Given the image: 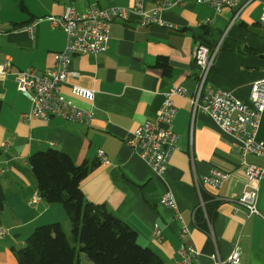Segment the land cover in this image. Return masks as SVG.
<instances>
[{
  "label": "crops",
  "instance_id": "1",
  "mask_svg": "<svg viewBox=\"0 0 264 264\" xmlns=\"http://www.w3.org/2000/svg\"><path fill=\"white\" fill-rule=\"evenodd\" d=\"M143 0L145 9L163 6L160 16L169 25L140 23L132 13L129 20L111 26L105 52L72 58L70 75L62 92L76 105L93 108L90 124L53 116L49 119L23 118L31 107L17 89L14 73L0 75V226L9 228L0 237V264H19L16 252L25 245L36 227L61 222L70 241L72 223L64 206L43 198L29 159L38 151L56 148L68 154L76 165L91 167L82 180L84 196L104 205L136 231L138 242L152 249L164 264H177L183 244L198 252L193 264H214L218 254L225 264H264V179L259 183L258 209L249 216L236 200L245 186L241 165L242 143L225 133L208 114L198 111L192 119L190 101L174 96L177 115L173 129L178 135L163 174H156L139 151L126 143L143 122L154 120L164 100V92L181 86L191 95L197 88L199 68L194 61L196 45L221 43L216 66L209 82L249 101L252 84L264 77V0H252L238 14V8L221 11L197 0ZM247 1V0H244ZM134 0H0V63L11 62L13 71L34 67L52 68L54 54L65 46V32L51 24L49 16H61L67 7L86 11L91 4L131 7ZM35 23V37L16 30ZM165 59L167 70L158 62ZM95 91L93 102L72 94L71 85ZM264 142V114L257 133ZM103 149L110 163L102 164ZM246 159L264 167V157L248 154ZM212 168L231 173L219 188L199 186ZM221 200L207 232L195 222L202 191ZM172 191L177 210L161 203ZM181 216V220L178 218ZM182 221V222H181ZM183 225L187 233L182 236ZM162 231L160 240L153 235ZM73 244V243H72ZM237 250V261H226ZM80 264H95L83 251Z\"/></svg>",
  "mask_w": 264,
  "mask_h": 264
},
{
  "label": "built area",
  "instance_id": "2",
  "mask_svg": "<svg viewBox=\"0 0 264 264\" xmlns=\"http://www.w3.org/2000/svg\"><path fill=\"white\" fill-rule=\"evenodd\" d=\"M199 3H209L217 11L224 7L238 8V14L252 0H197ZM167 4H173L170 0ZM163 6L145 9L143 0H134L131 7L127 6H100L91 4L84 12H78L73 7H67L61 16H49L53 26L65 32V46L61 51L55 52V64L52 68L38 70L34 67L13 71L11 62L0 63V75L14 73L17 89L25 95L30 103V110L23 114L25 120L32 117L49 119L53 116L65 120L90 124L93 108H82L76 105L61 88L70 75L76 72L70 70L72 58L77 55L97 56L105 52L109 45L111 26L116 20H129L132 13L139 15L140 23L147 25H169L160 16ZM264 18V11L263 16ZM26 31L35 37V23H27L16 28ZM4 31L0 29V35ZM221 49V43L209 45L200 42L193 53L199 71L197 75V88L189 94L181 86H173L164 92L161 108L156 113L154 120H147L137 126L127 138L126 143L131 148L138 150L140 156L147 162L152 170L161 175L167 168L172 152L177 148L178 135L173 129V122L177 115L174 105V96L187 98L192 106V119L198 111L208 114L217 125L227 134L242 143L240 153L241 165L245 176V186L237 202L246 208L249 216L261 215L258 209L259 183L264 179V167L247 161L248 154L264 157V142L257 140V133L264 114V77L252 84L249 101L236 98L232 92L215 87L209 82L211 70L216 66ZM72 94L93 102L95 91L92 88L79 84L71 85ZM98 158L102 164L110 163L103 149L98 150ZM231 176V173L220 168H212L198 185L219 188ZM41 199L36 192L33 201ZM161 203L177 210V202L172 191H166L161 197ZM203 198L200 207H204ZM178 218L181 220L180 214ZM182 222V221H181ZM211 226V224H210ZM187 226L183 225L182 236L187 233ZM9 228L0 226V237L9 234ZM153 235L160 240L162 231L155 226ZM182 257L177 264H193L198 256L192 244H183L179 250ZM239 252L235 250L226 261H237ZM214 264H225L218 254H213Z\"/></svg>",
  "mask_w": 264,
  "mask_h": 264
},
{
  "label": "trees",
  "instance_id": "3",
  "mask_svg": "<svg viewBox=\"0 0 264 264\" xmlns=\"http://www.w3.org/2000/svg\"><path fill=\"white\" fill-rule=\"evenodd\" d=\"M158 64L167 70L165 59ZM29 162L41 198L64 206L72 223L73 237L80 246L71 243L61 222L43 224L17 250L19 264H80L79 251L95 264H164L151 248L138 242L136 231L126 222L104 205L85 198L81 182L90 172V166L76 165L68 154L56 148L33 153ZM202 198L205 208L197 209L195 222L208 232L221 200L205 190Z\"/></svg>",
  "mask_w": 264,
  "mask_h": 264
},
{
  "label": "rangeland",
  "instance_id": "4",
  "mask_svg": "<svg viewBox=\"0 0 264 264\" xmlns=\"http://www.w3.org/2000/svg\"><path fill=\"white\" fill-rule=\"evenodd\" d=\"M202 208L204 209L205 207H202ZM71 243L75 244V242L73 240L71 241Z\"/></svg>",
  "mask_w": 264,
  "mask_h": 264
}]
</instances>
